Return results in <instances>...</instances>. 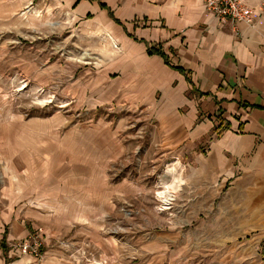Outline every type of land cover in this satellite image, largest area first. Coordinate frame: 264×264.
Listing matches in <instances>:
<instances>
[{"label":"rangeland","instance_id":"rangeland-1","mask_svg":"<svg viewBox=\"0 0 264 264\" xmlns=\"http://www.w3.org/2000/svg\"><path fill=\"white\" fill-rule=\"evenodd\" d=\"M78 1L0 0L5 262L13 249L42 262L45 240L38 257L19 245L51 229L82 264H258L253 221L238 219L245 189L195 187L206 145L174 139L148 106L140 62L121 43L128 0ZM12 221L29 235L2 247Z\"/></svg>","mask_w":264,"mask_h":264},{"label":"crops","instance_id":"crops-1","mask_svg":"<svg viewBox=\"0 0 264 264\" xmlns=\"http://www.w3.org/2000/svg\"><path fill=\"white\" fill-rule=\"evenodd\" d=\"M137 1H127V34L121 43L127 56L140 62L134 75L141 77L148 106L162 108V116L163 109L171 110L172 119L161 116L160 121L174 125V139L206 145L205 176L195 179V187L215 193L236 183L245 189L238 193L244 198L237 201L238 219L253 221L257 262L264 264V0H248L257 10L252 24L209 14L203 0ZM149 48L164 56L149 55ZM9 230L8 241L29 235L14 221ZM54 231L43 234L42 262L13 249L9 257L14 260L7 263L0 251V264H82L64 258V236L57 242Z\"/></svg>","mask_w":264,"mask_h":264},{"label":"built area","instance_id":"built-area-1","mask_svg":"<svg viewBox=\"0 0 264 264\" xmlns=\"http://www.w3.org/2000/svg\"><path fill=\"white\" fill-rule=\"evenodd\" d=\"M203 7L209 14L220 18H229L236 22L252 24L256 18V8L248 0H203ZM43 231L36 230L26 243L19 245L22 254L38 257L44 245Z\"/></svg>","mask_w":264,"mask_h":264},{"label":"trees","instance_id":"trees-1","mask_svg":"<svg viewBox=\"0 0 264 264\" xmlns=\"http://www.w3.org/2000/svg\"><path fill=\"white\" fill-rule=\"evenodd\" d=\"M80 1H82V0H79L78 3H79ZM101 8H102L103 10H109V8H108L106 5H101ZM110 16L113 17L112 12H110ZM116 21H117V20H116ZM117 22H118V21H117ZM148 53H149V55H156V54H157V55L164 56V54L161 53V51L156 50V49H154V48H149V49H148ZM177 69H178V68H177ZM178 70H179V69H178ZM4 234H5V235H4V237H3V239H2V242H1L2 247H6V237H7V232H5Z\"/></svg>","mask_w":264,"mask_h":264}]
</instances>
